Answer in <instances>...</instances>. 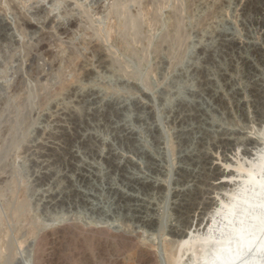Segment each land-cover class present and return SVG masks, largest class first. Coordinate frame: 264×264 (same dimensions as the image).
<instances>
[{
    "label": "rangeland",
    "instance_id": "obj_1",
    "mask_svg": "<svg viewBox=\"0 0 264 264\" xmlns=\"http://www.w3.org/2000/svg\"><path fill=\"white\" fill-rule=\"evenodd\" d=\"M47 1L0 10V99L21 76L28 87L57 93L60 57L70 46L81 51L76 82L33 106L28 131L16 127L20 143L0 159V264H169L176 257L198 264L200 249L176 243L211 226L218 236L225 210L264 154V0L196 2L183 59L162 48L136 79L132 64L125 75L108 66L112 0ZM85 10L104 38L82 31ZM154 31L148 28L157 39ZM36 93L38 101L45 94ZM5 111L3 126L14 119Z\"/></svg>",
    "mask_w": 264,
    "mask_h": 264
},
{
    "label": "bare ground",
    "instance_id": "obj_2",
    "mask_svg": "<svg viewBox=\"0 0 264 264\" xmlns=\"http://www.w3.org/2000/svg\"><path fill=\"white\" fill-rule=\"evenodd\" d=\"M15 1L16 0H0V10H5L11 4H14L13 6L15 7V5H18V4L20 5L21 3H24V2L29 1V0H18L17 2H15ZM37 1L39 2V0H37ZM60 1L61 0H48L47 2L50 5V7H55L59 3H61ZM176 1L180 2L181 5L180 6H175L174 5V2H176ZM198 1H200V0H185V1L184 0H112V4L109 7L110 9L108 11L109 12L108 13V16L113 19V22H112V24L109 27V30L111 32L113 31L114 34L112 36L111 33L110 34L109 33L107 34V32H105L106 37L108 36V39H109V37L112 39V45H113V48H114L113 50L109 51L108 54H107V56H106V58L109 59L108 60V64L109 65L108 66H110L112 68V70L114 68L113 71L117 70L118 72H121V73H123L125 75L126 74L125 72L127 71L126 69L129 66L128 63L130 65L132 64L129 67H131V68L133 67V69H134L135 72L134 71L132 72V75H134V77H132V78H135L136 79L137 77H135V76H144V75H141V70H142V66L144 65V63L145 64L147 63V61H148L147 58L149 57V54H153V53L158 54V52H161L162 51L161 50L162 48L165 50L166 54L171 57L170 59H173L174 58L173 60H176L177 59V61L179 62L178 59H180V58L183 59L182 57L185 55V52H183L184 49H185L184 47H187L188 46V45H186V40H187V34L189 33V30L187 28L189 27V25L191 26V24H189V22L192 23L193 20H197L196 17H195V15L193 14L192 6H194V4L196 5V2H198ZM216 1L217 0H215L214 2H216ZM219 1L220 0H218V3H219ZM62 2H64V0ZM245 2H246V0H245ZM76 3H77V1H76ZM127 3H133L136 6L135 13H133L132 11H130L129 7L127 6ZM21 5H24V4H21ZM59 5H61V4H59ZM168 5H170V10L168 11V13L166 15V18H162V10L166 6H168ZM212 5L211 6H208V7H212ZM208 10L210 11L209 8H208ZM244 11H246V10H244ZM42 12H44V14L47 13V11L44 8L41 9V14H42ZM87 12L88 11H86V10L83 11V13L86 14L83 19L84 20L87 19L86 21L88 23L86 22L85 24H82V25H86L85 27L82 26L83 27L82 28V31L84 33L86 32V35H89L90 37H94L96 39L104 38V35L105 34L102 35V33H100L101 32V29L100 28H97L96 25H94L92 19H90V13H88L89 14L88 15ZM80 17H81V15H80ZM199 22H202V20L199 19ZM199 22L197 24H199ZM148 28H150L151 30L160 31V34H159V36H158L157 39H155L152 35L149 34ZM19 31H20V29H19ZM19 33H21V32H19ZM11 43L12 42L10 40L7 41V43L5 42L6 45H10ZM20 44H22V45L21 46L19 45L20 46L19 48L22 47V49L24 50L23 52L27 53V50H29L30 48L28 49L27 46L25 44H23V43H20ZM97 46L99 47V45H97ZM76 47L70 46L69 47V50L67 49L68 50V53H67L68 55L65 53L67 55L66 56L67 58L63 57L62 56L63 53L61 52L62 53V55H61L62 58L60 57V62L58 61V63L60 65L57 64V66L58 65L59 66H58V69H56L57 71H55L56 74L53 73L55 75H53L52 78L53 79L55 78L54 80H56V79L57 80H56V83H55L56 85L55 84L54 85L52 84V86L55 87L56 92L59 93V94L60 93H63L65 90H67V88H70V87H68L69 86L68 84H70V82H73V81L76 82V80L78 78V74L76 72L78 70L77 68H79V66H80V65H78V59L81 56L79 55L80 49H78ZM98 47H97V49H98ZM114 50H116V51H114ZM159 50H161V51H159ZM65 52H67V51L65 50ZM114 52L115 53L118 52L121 55L122 60L118 59V57L115 55ZM183 53H184V55H183ZM26 56H28V55L26 54ZM24 57H25V55H24ZM57 57H59V56H57ZM8 59H10V57ZM3 64H1V66ZM2 67L4 68L5 66H2ZM143 67H145V65ZM66 70H69L70 71V73H66L67 75L69 74L68 75L69 77H67V78L65 76L66 75L65 74ZM34 72H32V73H34ZM142 72H144V71H142ZM146 74H147V72H146ZM48 77H49V75H48ZM146 78H148V77L146 76L144 79H146ZM22 79L25 80L21 76V80L18 78V81L19 80L20 81L19 82L17 81L18 82L17 83V86L16 85H15L16 87L12 86V88L13 87L14 88L11 91L12 92V95L10 94V97H9V95H7L8 96L7 98H5V97L3 98L2 97V99H0V101L2 102L1 103L2 106L4 105V107H5V110H11V112H10V114H12L11 115V118H12V116H14V119L12 121H10L11 118H10L9 114L7 116H9L10 119L7 118V116H6V118L8 120L6 118H5V120L6 121H10V122H8V124H6L7 122L4 123V121H3V123L7 125V126L4 125L5 128H4L3 124L2 125L0 124V126H3V128L5 129V130L3 129L5 131L4 134L2 133L3 130L2 129H1L2 131L0 130L1 131V134H2V135H0V137L3 136V135L5 136V134L7 136L6 137L7 138L6 140L3 139L5 137H1L3 140L0 139V144L2 143L0 145V159H2L3 157L6 158L7 157V154L9 156V153H10V152L8 153L9 149H11L12 146H13V148L15 150L16 149V145L18 146V144L20 143V142H18V144H17V142H15V141L18 140V136H19V131L18 130H20V129L23 128L22 129V132L25 131V130L28 131L25 128H28L29 126H31V122L32 121L30 119L31 118L30 116H31L32 110L35 108V107L33 108V106H36L39 103L44 105V103H47V102L52 101L51 99H52V97L54 95L55 96L57 95V93L52 94L53 96L50 95L51 93L49 92L50 91L49 89H51L52 87L50 88V87H47V86L50 84L49 82H50L51 79H49V82H46L47 80L45 81L46 83H49L48 85L45 84V85H47V86H45V88L47 87L48 90H49V91H46V92H49L50 93L49 95L47 93H45V89H44V86L42 84H39V86L37 85L39 87V89L37 87H35V86H33V88H32V87H30V85H32L31 83H29L30 85L28 87L27 86L28 85L27 84L28 82L26 83V80L23 81ZM33 79H35V78H33ZM142 79H143V77H142ZM33 82L34 81H32V83ZM35 82H36V79H35ZM38 83H39V81H38ZM147 83H149V82H147ZM35 84H37V83H35ZM8 85H10V84H8ZM11 85H10V87H11ZM143 85H145V84H143ZM40 86H43V87H40ZM50 86H51V84H50ZM147 86H148V84H147ZM10 87H7V88L9 89ZM150 87H149V89H150ZM36 90L37 91L38 90H42V93H43V90H44V93H45V94H41V96L44 95L42 98L39 96V98H41V99H39V101H38V98H37V95L39 93L37 94L36 93ZM1 91H4V90H2V88H1ZM39 92H41V91H39ZM1 96H3V95H1ZM36 98H37V101H36ZM2 106H1V108H2ZM136 107H138V106H136ZM143 109H145V108H143ZM143 109H142V111L144 112ZM5 110L3 108L0 109V117H1V119H2V116L5 117L6 113H9V112H7ZM17 110H19V111L17 112ZM25 110H26V112H24V114H23L22 112L25 111ZM181 110H183V109H181ZM4 111L6 113H5V115H2V114H4L3 113ZM141 112H140V114H141ZM137 113H138V111H137ZM146 116H147V114H146ZM148 117H149V115H148ZM141 119H144V118H141ZM143 123H145V121ZM146 124H148V123H146ZM16 127H17L18 130H15ZM26 131H25V133H26ZM15 132L18 133V134L16 133L18 136L15 135ZM20 132H21V130H20ZM25 133H23V134H25ZM23 134L21 133V135H23ZM14 135H15V138H14ZM16 137H17V140H15ZM19 140H20V138H19ZM15 143H16V145H14ZM11 151H13V150L11 149ZM4 158H3V160H4ZM5 162L6 161H4V164H5ZM1 163H3L2 160L0 161V164ZM263 167H264V154L261 157V159L258 161V163L256 164L255 169L253 171L248 172V175L246 176V178L243 181V187L241 189V193L234 199V201L230 204V206H228L227 209L225 210V212L223 214L224 223H222V226L218 229V233H220V235H218L217 237L213 236L212 233H211L212 231L210 230L212 228V226H211V227H209L208 233L205 234V235H203V236H196V238H193V239H190V238H192L190 236L191 234L189 235L190 237H188L186 235L181 236L182 237V240L180 239V242L179 243L178 242L176 243L177 245L179 244V246H177V247H179V249L182 250V251L185 249V250H188V251L189 250H194V252L198 248V249H200L199 252L196 253V254H194L195 261L196 262L198 261L197 263H199V261H201V262L208 261V258L210 256V253L212 251H214V249H215L214 246H212L211 244L218 245L219 243H222L223 240H224V237L222 236V233L226 231L227 224H226L225 221L229 220V215H231L232 213L233 214L235 213L236 207L237 208H240L237 204L241 200H243V198L245 196L248 197L249 195H251L250 193L252 192L253 185L262 184L264 182V177L263 178H259L257 176V174L260 173V171H261V169ZM246 188H250L251 192H247ZM18 210H21V209H16V211H18ZM19 213H20V211H18L17 214H19ZM0 224H1V222H0ZM1 228H2V226H1ZM86 230H88V229H86ZM93 232L96 233L95 231H93ZM104 232H105V230H104ZM189 232H190V230H189ZM100 234L102 235V233H100ZM92 237H94V236H92ZM88 238L91 239L90 237H88ZM115 238H116V236H115ZM124 240H126V239H124ZM175 249L177 250V248H175ZM180 250H178V251L180 252ZM173 253L176 254L175 252H173ZM170 254H169V256L171 257ZM174 254L172 255V257L174 256V258H175V255ZM176 258L174 260H172L173 258H170V260H171L172 263H169V264H179L178 263L179 262L178 261V258L177 259ZM168 259H169V257H168Z\"/></svg>",
    "mask_w": 264,
    "mask_h": 264
},
{
    "label": "water",
    "instance_id": "obj_3",
    "mask_svg": "<svg viewBox=\"0 0 264 264\" xmlns=\"http://www.w3.org/2000/svg\"><path fill=\"white\" fill-rule=\"evenodd\" d=\"M250 194L225 221L223 242L211 244L216 250L198 264H264V182L253 185Z\"/></svg>",
    "mask_w": 264,
    "mask_h": 264
}]
</instances>
